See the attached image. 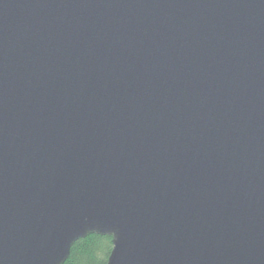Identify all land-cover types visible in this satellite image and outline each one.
<instances>
[{
	"label": "water",
	"instance_id": "1",
	"mask_svg": "<svg viewBox=\"0 0 264 264\" xmlns=\"http://www.w3.org/2000/svg\"><path fill=\"white\" fill-rule=\"evenodd\" d=\"M264 264V0H0V264Z\"/></svg>",
	"mask_w": 264,
	"mask_h": 264
},
{
	"label": "trees",
	"instance_id": "2",
	"mask_svg": "<svg viewBox=\"0 0 264 264\" xmlns=\"http://www.w3.org/2000/svg\"><path fill=\"white\" fill-rule=\"evenodd\" d=\"M112 249L111 237L89 235L73 246L65 264H107Z\"/></svg>",
	"mask_w": 264,
	"mask_h": 264
}]
</instances>
